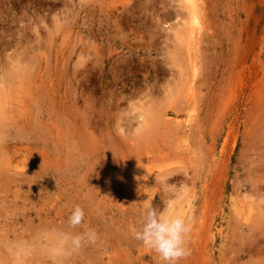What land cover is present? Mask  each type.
<instances>
[{
	"label": "rangeland",
	"instance_id": "obj_1",
	"mask_svg": "<svg viewBox=\"0 0 264 264\" xmlns=\"http://www.w3.org/2000/svg\"><path fill=\"white\" fill-rule=\"evenodd\" d=\"M263 4L0 0V264H163L131 235L147 203L190 220L178 264H264V49L244 72L235 55L264 41ZM193 18L216 36L198 58ZM166 114L197 115V153ZM85 227L94 243L60 245Z\"/></svg>",
	"mask_w": 264,
	"mask_h": 264
},
{
	"label": "clouds",
	"instance_id": "obj_2",
	"mask_svg": "<svg viewBox=\"0 0 264 264\" xmlns=\"http://www.w3.org/2000/svg\"><path fill=\"white\" fill-rule=\"evenodd\" d=\"M84 209L74 205L68 216L70 227L81 225L84 221ZM192 225L190 220L182 215L169 214L152 204L143 205L142 212L130 231L134 239L158 254L163 264H178L191 254L189 245ZM97 233L94 228L85 227L81 232H64L59 238L61 246H67L77 251L84 243H94Z\"/></svg>",
	"mask_w": 264,
	"mask_h": 264
},
{
	"label": "bare ground",
	"instance_id": "obj_3",
	"mask_svg": "<svg viewBox=\"0 0 264 264\" xmlns=\"http://www.w3.org/2000/svg\"><path fill=\"white\" fill-rule=\"evenodd\" d=\"M187 1H189V6H191L193 9H196L199 5H205V6H207L206 8H208V6H209V4H210V2L212 0H208V2L206 0H187ZM263 6H264V4H263ZM196 11H197V15H198V10L196 9ZM199 20L200 19L197 20L196 18L194 20H191V21H193L191 23L192 25L190 27L188 26L189 28L188 29L186 28V30L185 29H182V31L185 30V31L190 32L189 33V36H190V39H191V42H192V44H191L192 48L191 49H193V52L195 53L194 56L196 58H198L200 56L199 54L203 55L205 52L208 53L209 51H212V50H209V48H212V47L215 46L214 45V42L216 40V38H215L216 36H214L215 34H213L211 36V34H212L211 32L212 31L214 32V30H211L212 29L211 28V24H209V22H205V24H204V23H201ZM188 32L185 33V36L188 34ZM187 42H189V40ZM211 43H213L214 46L210 47V45H212ZM256 43H252L251 40H249V37H247L246 40H245V42L243 43V46L242 47H239V49L237 50V53L235 55H237L236 58L239 59V67H238V69H240L241 72H244L245 71V69H246L245 66H247L248 67L247 70H249V67L251 65H249V63H247V62L249 60V57L252 55V53H254L252 58H260L262 56V49H264V41H259L258 42V45L255 46ZM197 60L198 59H196V61ZM32 64H34V63H32ZM254 67H255V70H256L257 67L256 66H254ZM21 68L24 69L25 72L23 71V72L19 73L18 76L27 77L28 70H26V68H23V67H21ZM194 68H195L194 69V73L196 75V78L198 79V76H199V70L198 69H199V67L198 66H195ZM261 68L263 69V72H264V67H261ZM18 70L20 71V68ZM31 70H33V68ZM4 74L5 75L2 74L4 77L7 76L6 73H4ZM257 77L258 78L255 80V88H256L257 93H255V94H256L257 98H260L262 96L261 95L262 92H264V76L262 74L260 75L258 73L257 74ZM5 78H6L5 80L8 79V77H5ZM3 80L4 79L1 76L0 77V89L2 87L1 82ZM24 80H26V79H24ZM3 85H6V84H3ZM43 91H44V89H43ZM43 91H41V92H43ZM1 92H3V91H1ZM33 94H36V96H35L36 99L39 98V96H40V93L39 92L38 93L37 92H33ZM195 101H196V96L192 93L191 95H189V102H190L189 103L190 104L189 106H191L189 108H191V109L195 108ZM168 116H170V115L169 114H166L165 115V118H164L165 127L167 129L166 132H168V133H171L172 132V135L175 136V140H176V138H177V140H180V142L182 140H185L187 142L186 149H189L190 150V153L193 152V151L195 153H197V151H196L197 150L196 149V144L198 143V140L200 138V137L198 138V136L199 135L202 136V133H201V129L202 128L200 126L201 123L198 122L197 115H195L194 118L193 117L185 116V118H183V119H178V118H176L174 116L173 117H171V116L168 117ZM200 140H201V138H200ZM202 143H204V141H202ZM200 144H199V146H200ZM200 147L202 148V146H200ZM198 151H199V149H198ZM195 157H199V156H195ZM16 165L20 167L19 164H16ZM188 206H189V203H187L186 207H188ZM241 217L243 219H247L246 218V215H244V214H242Z\"/></svg>",
	"mask_w": 264,
	"mask_h": 264
}]
</instances>
